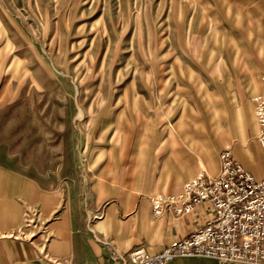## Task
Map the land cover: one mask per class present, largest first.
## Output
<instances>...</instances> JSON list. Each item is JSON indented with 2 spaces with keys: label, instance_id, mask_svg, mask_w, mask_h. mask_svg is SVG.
Instances as JSON below:
<instances>
[{
  "label": "rangeland",
  "instance_id": "rangeland-1",
  "mask_svg": "<svg viewBox=\"0 0 264 264\" xmlns=\"http://www.w3.org/2000/svg\"><path fill=\"white\" fill-rule=\"evenodd\" d=\"M258 2L0 0V158L56 162L79 207L118 190L166 194L161 164L175 148L200 162L191 176L208 174L237 137L235 108L257 83L253 112L264 94L247 63L264 50L246 17Z\"/></svg>",
  "mask_w": 264,
  "mask_h": 264
},
{
  "label": "crops",
  "instance_id": "crops-1",
  "mask_svg": "<svg viewBox=\"0 0 264 264\" xmlns=\"http://www.w3.org/2000/svg\"><path fill=\"white\" fill-rule=\"evenodd\" d=\"M246 12L247 22L255 20L259 24L258 37L264 40V5L260 2L256 7L248 5ZM257 50L256 59L252 56L247 62L248 69L264 72V50L260 52L258 47ZM261 90L257 83L244 101L245 109L235 108L237 137L230 142L238 163L256 179L264 178V153L257 139L251 95ZM211 108V118L218 119L220 108L217 104H211ZM202 122L210 123L207 119ZM208 140L203 137L202 144L206 154L212 156ZM167 155L161 164L162 168L166 167V175L160 181V189L176 195L181 192L183 182L195 177L191 175L201 169V164L182 148L170 150ZM25 166L18 155L15 158L5 153L0 158V264H129L127 255L134 248L156 254L189 235L213 215L211 205L203 202L195 204L190 213L180 218L170 213L153 218L151 186L141 191H115L107 197V202L105 196L98 194L95 206L79 207L74 205L67 181L58 187L56 162L49 161L48 169L40 164L39 168L28 165L31 168L28 170ZM209 170L208 174H217L218 158ZM31 212L39 221V227L32 233L27 224ZM168 264L221 263L204 256H178Z\"/></svg>",
  "mask_w": 264,
  "mask_h": 264
},
{
  "label": "built area",
  "instance_id": "built-area-1",
  "mask_svg": "<svg viewBox=\"0 0 264 264\" xmlns=\"http://www.w3.org/2000/svg\"><path fill=\"white\" fill-rule=\"evenodd\" d=\"M254 115L264 153V94L254 98ZM203 202L213 210L205 224L156 254L134 248L127 255L129 264H168L178 256L210 257L221 264H264V178L256 179L225 148L219 152L217 174L200 173L186 180L179 194L151 196V216L170 213L180 218Z\"/></svg>",
  "mask_w": 264,
  "mask_h": 264
}]
</instances>
